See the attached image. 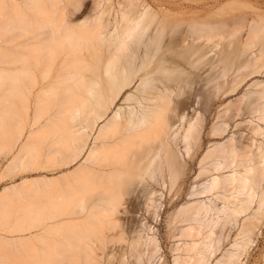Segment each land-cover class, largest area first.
<instances>
[{
	"label": "bare ground",
	"instance_id": "obj_1",
	"mask_svg": "<svg viewBox=\"0 0 264 264\" xmlns=\"http://www.w3.org/2000/svg\"><path fill=\"white\" fill-rule=\"evenodd\" d=\"M154 4L0 0V131L11 136L13 105L41 106L9 168H43V157L49 168L77 166L1 191L0 227L45 226L0 239L9 264H163L148 220L120 216L161 217L160 186L178 196L172 264H244L261 234L264 10L244 0ZM224 229L237 238L213 262Z\"/></svg>",
	"mask_w": 264,
	"mask_h": 264
},
{
	"label": "rangeland",
	"instance_id": "obj_2",
	"mask_svg": "<svg viewBox=\"0 0 264 264\" xmlns=\"http://www.w3.org/2000/svg\"><path fill=\"white\" fill-rule=\"evenodd\" d=\"M94 1L95 0H85L84 10L85 9L87 10L89 8L88 9V11H89L90 8L93 6ZM146 1L153 5L156 0H146ZM244 1L249 3V4L258 5L264 10V0H244ZM192 4L195 5V3H192ZM245 11L248 14H250V13L253 14L252 9H247ZM235 98H236L235 96H234V98L231 97L230 100L235 99ZM40 107H37V105H35L34 102L17 103L11 107L15 111L14 119H12V122H11L12 123L11 124L12 132L11 133L12 134H11V136H6L3 134V132L0 131V162L2 163L0 166V193L6 187H10L11 185L19 184L23 179H28V180L34 181V180H41L42 178H46V177L56 178V177H59L60 175H62L63 173H67V171L73 170L77 167L76 166V167L70 168V169H65L64 167L49 168V164L48 165L46 164V162H47L46 158L43 157L42 161L45 162L44 163L45 167H43V168L28 169V170H23L22 167H20V166H18V167L14 166V167L9 168L10 162L12 161L13 157L17 154L19 146L21 145V143L23 141H25V137L28 136L29 131L31 129H36V128L31 127V125L33 123V118L35 117V112ZM1 108L6 109L7 107H1ZM47 118H49V113L44 115L43 119H41L40 122L41 123L45 122V120ZM209 123H208L207 127L205 126V129L203 130V134H205V135L211 130V127L213 125V122H211L210 125H209ZM22 132H23V135L21 137ZM17 139H19L18 143H17ZM46 144H48V143H46ZM10 149L13 151L9 155H6V151L10 150ZM201 152H202V150H201ZM195 168H196V170L193 171L191 175H189V178L185 179L184 182L181 183L182 184V186L180 188L181 194L184 193L186 195V198L182 201V203H184L185 201L188 200L189 196H187V193L189 191H191V189L193 187L195 176H197L199 173L198 164L195 165ZM54 169H56V170H54ZM183 177L186 178L188 176H187V174H185ZM157 190H159L164 195V198L162 200L164 206H163V210H161L162 212H160L161 217L158 218L159 221H158V219H153V215H151L152 213L151 214L147 213L144 217V213H143L144 211H142V210H140L141 212L140 211L139 212H130V215H128L129 213L127 214V213L123 212L125 215H123V213H122L120 216L123 219H126V221H127V219H130L132 216H133L132 218H135L136 216H140L139 220H141V222L143 220L147 219L148 222H147V220H146V222L155 228V231H156L155 235H157V238H158L160 245L162 247L161 251L163 254V264H172L173 254L171 252V247L174 245L175 242H174V240H170V238H168V231L170 229L168 223H169L170 214L174 210V202L176 201L178 196H174L173 199L170 198L171 195L168 194L167 187L162 188L160 186V187H157ZM134 200H135V198H134ZM141 207H142V205H141ZM141 215H143L142 216L143 218H141ZM126 217H128V218H126ZM144 218H146V219H144ZM135 227H137V225H135ZM43 228H45V226H42L39 228H33L31 231H28L25 233H19V232L13 231V229H16V228L11 224V225H8L5 227H0V239L2 238V239H6V240L11 241V240H26L28 238H34L37 234H39L43 231L42 230ZM138 229H140V228H138ZM227 231H230V229H226L225 231H223L225 233H223V240H222L223 243H221L222 247L218 251L216 256L213 258V260H212L213 262H215L219 257H221L227 249H231L233 243L235 242V239L237 238L238 229H232L229 232V234L231 235L230 239L228 238V237H230V235L227 234ZM226 234L229 236L227 237ZM111 247H112V245L109 246V249L113 250V249H115L116 246H113L112 248ZM109 249H108V251H110ZM262 252H264V226H263L262 232L259 235V237L257 238L256 242L249 249L247 256L244 258V264H260L261 263L260 258H261ZM130 259H132V258H130V256H129V263L130 264H134V262H136L135 259H132L133 261ZM0 264H9V260L2 258V256L0 255ZM102 264H107V263L104 262V260H103Z\"/></svg>",
	"mask_w": 264,
	"mask_h": 264
}]
</instances>
